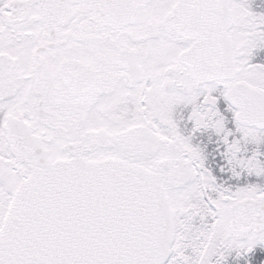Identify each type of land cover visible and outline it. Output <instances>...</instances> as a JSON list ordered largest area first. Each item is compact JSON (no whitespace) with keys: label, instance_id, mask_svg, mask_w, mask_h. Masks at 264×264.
I'll return each mask as SVG.
<instances>
[{"label":"snow or ice","instance_id":"obj_1","mask_svg":"<svg viewBox=\"0 0 264 264\" xmlns=\"http://www.w3.org/2000/svg\"><path fill=\"white\" fill-rule=\"evenodd\" d=\"M0 264H264V0H0Z\"/></svg>","mask_w":264,"mask_h":264}]
</instances>
